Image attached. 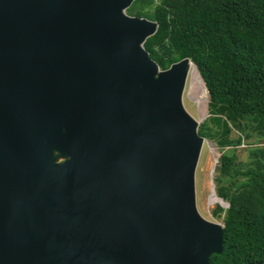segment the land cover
<instances>
[{
  "label": "water",
  "instance_id": "1",
  "mask_svg": "<svg viewBox=\"0 0 264 264\" xmlns=\"http://www.w3.org/2000/svg\"><path fill=\"white\" fill-rule=\"evenodd\" d=\"M131 2L0 0V264L221 252L223 224L196 205L189 59L160 69L143 46L157 22Z\"/></svg>",
  "mask_w": 264,
  "mask_h": 264
},
{
  "label": "trees",
  "instance_id": "2",
  "mask_svg": "<svg viewBox=\"0 0 264 264\" xmlns=\"http://www.w3.org/2000/svg\"><path fill=\"white\" fill-rule=\"evenodd\" d=\"M126 12L157 22L143 46L160 68L189 58L209 94L198 133L220 149L213 180L228 206L212 210L222 250L208 264H264V0H132Z\"/></svg>",
  "mask_w": 264,
  "mask_h": 264
},
{
  "label": "rangeland",
  "instance_id": "3",
  "mask_svg": "<svg viewBox=\"0 0 264 264\" xmlns=\"http://www.w3.org/2000/svg\"><path fill=\"white\" fill-rule=\"evenodd\" d=\"M190 82H191L190 72H188V76L186 79V85H185L183 96H182V103L184 107L186 108V110L192 116L197 118L198 116H200V106L197 101V96L200 95L201 89L197 85H193L191 89L192 85ZM203 95L206 101L204 85H203ZM205 115L207 116L206 112H205ZM263 143L264 142H262V144ZM242 146L243 145H241V148L239 147L237 151L239 159L246 158V154H247L245 149H243ZM220 153H221L220 149L216 145V143L211 139L205 138L201 152H200L198 164L196 167L195 188H196V205H197V209L200 212V214L206 219L221 223V219L214 217L212 214V210L217 204V201L215 202L214 200L216 196L215 192L211 191V188L213 187V184H214L213 176L215 174L214 171L211 172V169H213V167L214 168L216 167L217 165L216 161L218 159L217 157L220 155Z\"/></svg>",
  "mask_w": 264,
  "mask_h": 264
},
{
  "label": "bare ground",
  "instance_id": "4",
  "mask_svg": "<svg viewBox=\"0 0 264 264\" xmlns=\"http://www.w3.org/2000/svg\"><path fill=\"white\" fill-rule=\"evenodd\" d=\"M188 72H190V83H191V89L193 87V85H197L198 87H200L201 89V93L200 95L197 96V101L199 103V106H200V116L199 117H204L205 115V112H206V107H205V104H206V101H205V97L203 95V82L201 80V78L199 77V74H198V71L196 70V68L194 67L193 63H189L188 64ZM188 76V74H187ZM187 79V78H186ZM205 88V87H204ZM196 101V100H195ZM198 105V104H197ZM217 159V158H216ZM211 191L212 188H211ZM212 197V196H211ZM217 197V196H215ZM218 198V197H217ZM215 200V198H214ZM218 201H220V199L218 198ZM217 201V202H218ZM210 203V202H209Z\"/></svg>",
  "mask_w": 264,
  "mask_h": 264
},
{
  "label": "clouds",
  "instance_id": "5",
  "mask_svg": "<svg viewBox=\"0 0 264 264\" xmlns=\"http://www.w3.org/2000/svg\"><path fill=\"white\" fill-rule=\"evenodd\" d=\"M155 21V20H154ZM189 59V58H188ZM176 62V61H175ZM173 63V62H172ZM189 63H193V65H194V67L196 68V70L198 71V68H197V66H196V64L192 61V60H190L189 59ZM159 66V65H158ZM169 67V66H168ZM168 67H166V68H168ZM159 68H160V66H159ZM166 68H160V69H166ZM188 74V73H187ZM198 74H199V71H198ZM199 77L201 78V80H202V77L200 76V74H199ZM187 78V77H186ZM202 82H203V80H202ZM203 84H204V82H203ZM185 85H186V81H185ZM185 85H184V88H185ZM204 87H205V89H206V86H205V84H204ZM183 92H184V89H183ZM206 104H205V107H206V114H207V116H208V100H207V98L209 99V94H208V92H207V89H206ZM182 96H183V93H182ZM206 115H204V117H202L203 119H202V121L207 117ZM201 121V122H202ZM200 122V123H201ZM199 123V124H200ZM199 126V125H198ZM197 130H198V128H197ZM202 136V135H201ZM204 139H205V137H204ZM204 143V142H203ZM203 146V145H202ZM202 149V148H201ZM219 157V156H218ZM217 157V158H218ZM216 162H218V159H217V161ZM213 171H214V167H213ZM211 172H212V169H211ZM211 177H212V175H211ZM215 184V183H214ZM213 184V185H214ZM214 188H215V186H214ZM216 193V192H215ZM219 197V196H218ZM223 199V198H222ZM225 201V200H224ZM223 207H226V206H223ZM222 223V222H221Z\"/></svg>",
  "mask_w": 264,
  "mask_h": 264
}]
</instances>
